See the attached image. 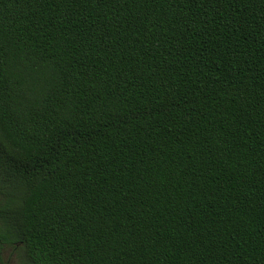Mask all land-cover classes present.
Returning <instances> with one entry per match:
<instances>
[{"label": "trees", "instance_id": "trees-1", "mask_svg": "<svg viewBox=\"0 0 264 264\" xmlns=\"http://www.w3.org/2000/svg\"><path fill=\"white\" fill-rule=\"evenodd\" d=\"M0 237L264 264V0H0Z\"/></svg>", "mask_w": 264, "mask_h": 264}, {"label": "flooded vegetation", "instance_id": "flooded-vegetation-1", "mask_svg": "<svg viewBox=\"0 0 264 264\" xmlns=\"http://www.w3.org/2000/svg\"><path fill=\"white\" fill-rule=\"evenodd\" d=\"M6 249H21V244L13 242L12 244L6 243L3 238L0 237V264H17L15 253H6ZM11 256V257H10Z\"/></svg>", "mask_w": 264, "mask_h": 264}, {"label": "rangeland", "instance_id": "rangeland-1", "mask_svg": "<svg viewBox=\"0 0 264 264\" xmlns=\"http://www.w3.org/2000/svg\"><path fill=\"white\" fill-rule=\"evenodd\" d=\"M6 253H15V257H16V262L17 264H29L27 259L24 257L22 250L21 249H11V251H9L8 249H6ZM11 257V256H10Z\"/></svg>", "mask_w": 264, "mask_h": 264}]
</instances>
